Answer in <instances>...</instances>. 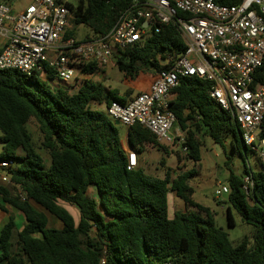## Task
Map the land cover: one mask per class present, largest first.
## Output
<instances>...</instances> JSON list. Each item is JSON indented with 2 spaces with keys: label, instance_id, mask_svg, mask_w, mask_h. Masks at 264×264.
<instances>
[{
  "label": "trees",
  "instance_id": "trees-1",
  "mask_svg": "<svg viewBox=\"0 0 264 264\" xmlns=\"http://www.w3.org/2000/svg\"><path fill=\"white\" fill-rule=\"evenodd\" d=\"M240 1L215 0L222 5ZM132 4L133 0H78L76 6L66 2L74 25L66 36L76 38L79 26L89 30L84 41L106 36ZM185 50L181 35L170 24L145 42L118 49L114 61L125 79L137 81L167 69L162 60ZM94 69L86 67L89 73ZM259 74L263 81V69ZM211 88L208 80L182 78L170 103L186 136L188 159L195 164L202 160V135L216 143L230 135L233 149L248 153L238 125L211 98ZM127 99L118 89L92 80L69 94L65 86L53 87L42 80L39 71L32 76L0 71V162L18 163L16 169H8L10 182L0 181V196L25 218L20 230L13 216L2 228L0 264H264V170H253L250 196L243 188L248 167L242 175L230 173L228 226H235L234 210L251 228L248 235L232 241L217 225L215 212L193 199L189 180L195 169L181 170L175 178L170 168L163 177L143 168L128 170L119 127L91 107L126 104ZM31 120L38 124L49 167L28 129ZM128 141L137 152L151 144L168 153L141 125L128 129ZM91 188L96 198L89 195ZM170 192L185 203V210L173 218ZM62 204L78 209V221ZM0 209L7 212L2 205ZM44 211L61 221L62 228H50Z\"/></svg>",
  "mask_w": 264,
  "mask_h": 264
},
{
  "label": "built area",
  "instance_id": "built-area-1",
  "mask_svg": "<svg viewBox=\"0 0 264 264\" xmlns=\"http://www.w3.org/2000/svg\"><path fill=\"white\" fill-rule=\"evenodd\" d=\"M21 1L0 0V71L18 70L27 76L39 71L51 86L56 87L55 79L66 85L69 94H76L90 77L114 65L118 49L145 42L173 24L185 52L162 60L167 69L156 74L148 91L126 104L112 102L105 106V114L128 129L141 125L158 143L176 147L188 157L184 131L174 132L178 123L170 110L171 95L182 78L208 80L211 98L238 125L243 144L264 170V80L259 74L264 71V0L235 5L215 0H133L106 36L85 41L66 36L73 19L66 2L31 0L18 9ZM88 66L95 69L89 73ZM127 159L128 170L139 167L136 152L130 151ZM13 163L0 162L1 182H10L4 171ZM248 171L243 188L250 196L254 180L249 163ZM229 192L227 185L219 184L215 194L219 198Z\"/></svg>",
  "mask_w": 264,
  "mask_h": 264
},
{
  "label": "rangeland",
  "instance_id": "rangeland-1",
  "mask_svg": "<svg viewBox=\"0 0 264 264\" xmlns=\"http://www.w3.org/2000/svg\"><path fill=\"white\" fill-rule=\"evenodd\" d=\"M29 1L30 0H22L17 5L18 8L23 9L29 3ZM62 1L68 2L74 6H76L78 3V0ZM73 26L74 25L72 23V27ZM75 31L77 33L76 38L80 41L85 39L86 36L89 34V30L84 26L76 27ZM99 73H101L102 77H93L94 82L103 83L107 89H118L126 98L137 94L132 90L129 85H127L131 84V82L125 79L124 74L116 66L115 61L114 65L100 70ZM105 106L106 105L103 104L102 109ZM28 129L33 136V141L38 151L46 159V161H48L50 157L47 151H45L41 146L42 135L39 131L38 124L34 120H31L28 123ZM1 135L2 134L0 132V136ZM120 135L122 141L126 143V130L120 128ZM202 138L205 143V146L202 151V160L199 163L195 164L191 160H189L188 157L182 156L180 152L176 149V147L165 145L168 154H165L162 150L161 152H158L159 150H155L150 157L149 162H151V165H148L147 173L163 177L165 171H167L168 168L174 171L176 175L181 170L188 171L191 169H195L196 173L189 180V184L193 190V199L197 203L207 206L215 212L217 225L229 234V237L232 241L242 239L245 235H248L250 233L251 228L242 223L241 217L234 210H232V213L235 226L229 227L226 214L227 206H230L228 203V195H222L217 198L215 192L218 189V184L229 186L228 178L230 176L231 171H233L236 175H242L244 174L245 168L248 167V163L253 170H258L261 168L260 162L258 158L251 152H248L247 155H245L244 149H242L241 151L234 150L231 144L230 135L226 136L222 143H216L208 135H202ZM2 148L3 143L0 142V153L2 151ZM228 163L230 164V168L227 167ZM17 167L18 163H13L12 169H16ZM4 172L7 173L8 170H5ZM15 192L18 193L17 190H15ZM92 194V191H90L89 195L92 196ZM173 201H175V203H173ZM250 202L252 203L251 200ZM62 205L66 207L74 216L76 221H78V209L74 206H70L67 204ZM37 208L39 210H42V208L40 207ZM174 210L176 212L184 211L185 203L174 193L170 192L169 214L171 217L174 214ZM46 214L49 219V227L56 228V225L52 222V220L58 219L50 213L46 212Z\"/></svg>",
  "mask_w": 264,
  "mask_h": 264
},
{
  "label": "crops",
  "instance_id": "crops-1",
  "mask_svg": "<svg viewBox=\"0 0 264 264\" xmlns=\"http://www.w3.org/2000/svg\"><path fill=\"white\" fill-rule=\"evenodd\" d=\"M31 1V0H30ZM19 9V8H18ZM163 62V61H162ZM164 63V62H163ZM156 74L155 72H150V73H147L145 75H142L137 81H130L131 84H127L129 85L132 90L136 93H140V92H146L150 89V86L151 84L153 83L155 77H156ZM97 76L98 78H101L102 75L101 73H97V74H94L92 77H90L89 79L93 81V77ZM127 80V79H126ZM53 83L56 85V87H61V86H65V84H62V83H59L57 80H53ZM72 86L74 85V83L71 84ZM120 95L121 96H124L122 94V92H120ZM134 96V95H133ZM132 97V96H131ZM131 97H129L127 100H129ZM171 99L172 101H174L176 99V93H172L171 95ZM92 109L93 110H98L100 112H103L105 113V107L102 109L103 105H99L97 103H93L91 105ZM117 125V124H116ZM119 127V131H120V128H123L126 130V134H127V142H123L122 141V138H121V135H120V138H121V143H122V147L124 149V151L126 152V154H128L130 151H134L136 152L137 154V158H138V165L139 167L138 168H143L146 172H147V167L148 165H151V162L150 161V157L152 155V153L155 151V150H159L158 152H161L162 149H159V148H156L154 147L153 145L151 144H144L141 148H142V151L141 152H137L136 150H134L130 144H129V141H128V128H126L125 126L119 124L117 125ZM180 127L179 125L178 126H175V129H174V132H176V130H178ZM165 154H168L166 153L164 150H162ZM157 152V153H158ZM40 153V152H39ZM41 154V153H40ZM171 156V155H170ZM46 160V159H45ZM46 166L49 167L50 166V158L48 161H46ZM168 167V166H166ZM3 173V172H1ZM166 173V171H165ZM164 173V175H165ZM155 175V174H154ZM163 175V176H164ZM158 177H162V176H158ZM172 177L175 178L177 177V175L175 174L174 171H172ZM1 181V179H0ZM219 185V184H218ZM90 191H92V198H96V192L93 188H91L89 190V193ZM170 194V193H169ZM169 194H168V202H169ZM173 203H175V201H173ZM252 204V203H251ZM0 205L4 206L6 209H7V212H4L0 209V232L2 230V228L4 227V225L9 221L10 217L13 216L15 218V222H16V225H17V228L18 230L22 229V227L25 225V218L24 216L18 212L17 210L9 207L8 205H6L3 200H2V197L0 196ZM228 208V206H227ZM175 210H174V214H175ZM174 214L173 216L171 217L170 214H169V217L170 218H173L174 217ZM233 215V213H232ZM52 222L56 225V229H61L62 228V222L61 221H58L56 219H53Z\"/></svg>",
  "mask_w": 264,
  "mask_h": 264
},
{
  "label": "water",
  "instance_id": "water-1",
  "mask_svg": "<svg viewBox=\"0 0 264 264\" xmlns=\"http://www.w3.org/2000/svg\"><path fill=\"white\" fill-rule=\"evenodd\" d=\"M165 63L162 62V65H164ZM117 125H119V122H116ZM240 135V134H239ZM245 151V150H244Z\"/></svg>",
  "mask_w": 264,
  "mask_h": 264
}]
</instances>
